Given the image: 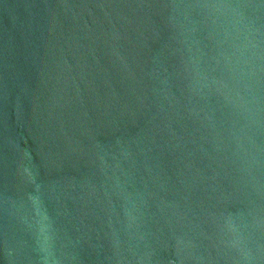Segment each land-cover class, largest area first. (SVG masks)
<instances>
[{"label": "water", "instance_id": "95a60500", "mask_svg": "<svg viewBox=\"0 0 264 264\" xmlns=\"http://www.w3.org/2000/svg\"><path fill=\"white\" fill-rule=\"evenodd\" d=\"M0 264H264V0H0Z\"/></svg>", "mask_w": 264, "mask_h": 264}]
</instances>
